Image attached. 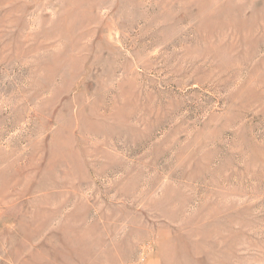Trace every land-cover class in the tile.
<instances>
[{"label":"rangeland","instance_id":"374dc122","mask_svg":"<svg viewBox=\"0 0 264 264\" xmlns=\"http://www.w3.org/2000/svg\"><path fill=\"white\" fill-rule=\"evenodd\" d=\"M0 264H264V0H0Z\"/></svg>","mask_w":264,"mask_h":264}]
</instances>
